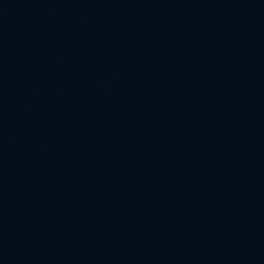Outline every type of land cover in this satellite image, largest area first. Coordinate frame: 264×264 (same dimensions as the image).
Segmentation results:
<instances>
[{
  "label": "water",
  "instance_id": "obj_1",
  "mask_svg": "<svg viewBox=\"0 0 264 264\" xmlns=\"http://www.w3.org/2000/svg\"><path fill=\"white\" fill-rule=\"evenodd\" d=\"M67 264H264V0H28Z\"/></svg>",
  "mask_w": 264,
  "mask_h": 264
}]
</instances>
